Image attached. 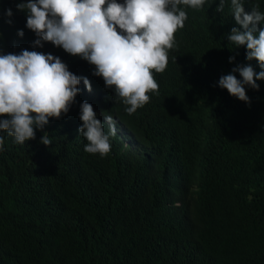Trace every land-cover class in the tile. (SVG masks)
<instances>
[{
    "label": "trees",
    "instance_id": "16d2710c",
    "mask_svg": "<svg viewBox=\"0 0 264 264\" xmlns=\"http://www.w3.org/2000/svg\"><path fill=\"white\" fill-rule=\"evenodd\" d=\"M255 1L246 11L264 12V0ZM10 2L12 18L0 10L3 54L29 38L18 35L21 0ZM218 2L185 7L168 70L154 72L158 93L131 115L93 65L48 51L92 91L81 79L68 113L44 127L49 146L39 129L24 144L0 132V264H264V80L258 91L246 87L250 104L218 86L239 56L226 38L232 12L226 2L216 12ZM247 65L262 71L255 59ZM174 73L186 87L180 93ZM84 101L100 120L99 112L116 115L144 150L127 151L112 136L107 155L86 153Z\"/></svg>",
    "mask_w": 264,
    "mask_h": 264
},
{
    "label": "clouds",
    "instance_id": "9594fccd",
    "mask_svg": "<svg viewBox=\"0 0 264 264\" xmlns=\"http://www.w3.org/2000/svg\"><path fill=\"white\" fill-rule=\"evenodd\" d=\"M211 1L21 0L17 9L23 11V21L18 35L27 34L29 38L22 45L12 42L7 54L0 52V132L6 131L15 143L24 144L35 139L39 129L43 132L40 143L49 146L51 140L44 127L50 119H60L68 113L81 79L92 91L87 77L77 76L60 57L47 54L59 48L93 65L92 75L101 77L105 87L113 90L114 99L126 106L127 114H134L150 102L149 93H158L154 72L168 70L175 33L184 28L188 19L185 7L199 11ZM225 2L234 18L227 15L230 24L226 38L235 45L230 49L238 50L239 56L237 67L233 64L217 75L221 77L218 86L250 104L246 87L258 91L257 81L264 80V12L259 5L246 11L245 7L255 0H219L215 11L223 12ZM0 10L12 18L10 0H0ZM31 43L40 49L30 51ZM204 51L203 45L197 53ZM234 59L230 57L229 62ZM253 59L262 69L259 73L245 66L246 60ZM171 80L172 89L180 93L184 82L175 73ZM79 107L82 124L78 132L87 141L86 153L107 155L112 136L127 151L144 150L116 115L99 112L100 120L91 103L84 101ZM3 145L4 138L0 136V151Z\"/></svg>",
    "mask_w": 264,
    "mask_h": 264
}]
</instances>
